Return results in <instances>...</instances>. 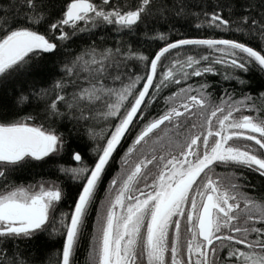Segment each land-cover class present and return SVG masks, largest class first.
<instances>
[{"label": "snow or ice", "instance_id": "obj_1", "mask_svg": "<svg viewBox=\"0 0 264 264\" xmlns=\"http://www.w3.org/2000/svg\"><path fill=\"white\" fill-rule=\"evenodd\" d=\"M150 4L151 0H140L134 9L125 11L113 6L112 0H66L61 18L49 26L50 31L59 35L49 37L33 27L44 20L43 13L36 11L37 0H24L23 6L32 13L25 17L29 23L21 26L19 22L8 24L5 20L0 24V75L29 64L40 53L55 52L59 46L55 41L69 38L64 26L83 31L80 22L96 26L97 21H103L132 29ZM243 19L248 22L247 17ZM228 24L218 14L210 18V26L219 28ZM261 34L264 35V27ZM185 45L203 46L222 55L215 59L211 55L176 59L158 76L162 58H167L172 49ZM262 53L264 49L255 50L228 39H182L168 43L150 60L134 52L126 54V58L147 61L148 68L143 76L128 75L127 82L123 78L125 74L117 71L126 65L115 61L112 49L98 53L93 48L76 57L71 66L64 65L63 71L77 79L81 72L87 73L84 77L87 85L80 87L70 101L57 93L49 105L51 114H58V104L64 101L69 109L80 111L79 119H103L109 126L101 133L90 130L94 138L104 141L97 146L94 166L89 168L83 163L82 155L74 152L71 159L80 167L63 169L83 183L71 212L62 213L59 218L64 229L61 234L65 237L59 264H73L79 237L106 166L135 122L145 119V109L154 102L155 93L170 84L181 85L191 77L214 73L212 65L228 64L247 71L248 65L255 63L264 71ZM66 86L65 82L56 81L53 90L63 91ZM206 88V84L198 89L182 86L168 98L172 104L169 110L146 122L135 137L128 155L136 151L135 146L146 144L157 130L167 136L168 131L175 129L176 136L182 139L169 137L168 144L174 151L145 156L122 178L111 181L115 193H109L110 199L100 213L90 252L91 264H217L218 261L264 264V201L257 202L240 193V186L231 181L225 185L213 178L215 169L221 165H242L264 176V104L257 108L254 103H247L252 100L250 96L235 101L230 95L227 100L222 97L219 103H212L204 91ZM24 99L21 97V101ZM244 109H249V113L244 114ZM251 110L257 114L253 115ZM30 119L0 122V165H16L28 158L42 160L63 147L61 135L42 125L28 123ZM167 125L172 128L167 129ZM164 136H157L154 143L162 141ZM238 140L252 143H234ZM124 163H129L127 158ZM149 165L158 171L147 172ZM149 175L153 176L150 183ZM3 176L5 170L0 168V177ZM141 181L144 187H136ZM62 199L63 192L58 186L43 184L38 191L17 187L0 193V264H27L19 249L7 255L5 241L30 240L50 226L56 231L55 212ZM253 234L255 238L249 239ZM225 249L227 254L222 257Z\"/></svg>", "mask_w": 264, "mask_h": 264}, {"label": "trees", "instance_id": "obj_2", "mask_svg": "<svg viewBox=\"0 0 264 264\" xmlns=\"http://www.w3.org/2000/svg\"><path fill=\"white\" fill-rule=\"evenodd\" d=\"M23 4L24 0H0V13L3 14L0 16V24L6 20L8 24H13L15 21L21 26L27 25L29 21L25 17L32 13ZM65 4L66 0H37L36 11L43 13L44 20L34 24V29L49 37L58 36L59 33L50 31L49 26L61 18ZM139 4L140 0H112L113 6L125 11L134 9ZM214 13L227 19L229 24L219 28L215 25L210 26V18ZM244 17L248 18L247 23L244 22ZM252 20L257 23L253 25ZM79 27L84 30H74L64 26L63 30L69 33V38L56 40L59 46L55 52L40 53L29 64L0 75V122H15L31 117L28 123L55 130L63 138V147L60 151L42 160L28 158L16 165H0V168L5 170V176L0 177V193L17 187H31V190L38 191L41 184L45 187L58 186L63 192V199L57 204L55 212L56 231H53L50 226L47 230L38 232L30 240L5 241L7 255L11 256L19 249L24 254L27 264H59L60 253L65 242V237L61 234L64 229L59 225V218L62 213L71 212L83 183L82 180L73 179L72 174L66 173L63 169L80 167L78 162L71 159L74 152L82 155L83 163L89 168L94 166L97 146L104 141L98 137L94 138L91 132L101 133L102 129L109 126V122L103 119H79L80 111L76 108L69 109L64 101L58 104V114H51L49 105L57 93L64 95L65 99L70 101L80 87L87 85L84 79L87 73L81 72L77 79L63 71L64 65L71 66L76 57L93 48L98 53L105 49H112L115 61L126 65L117 71L125 74L123 78L127 82L128 75L143 76L148 68L147 61H140L133 57L126 58V54L134 52L137 56L143 55L150 60L168 43L182 39H228L253 47L255 50L264 49V35L261 34V28L264 27V0H151V4L132 29H122L118 25H109L103 21H97L96 26L80 22ZM116 49H120V52L117 53ZM200 55H211L215 59L222 53L196 45L172 49L169 54H166L167 58H162V66L158 67V76L167 71L168 65L174 60ZM87 58L86 56L85 59ZM212 66L214 73L191 77L181 85L170 84L166 88H161L155 93L154 102L145 109V119L136 121L135 126L131 127L126 134V138L122 140L106 166L94 201L90 205L89 214L74 253L73 264H91L90 252L94 244L100 213L110 199L109 193L112 192L113 195L115 193L111 181L122 178L136 161L145 156L150 157L152 154L159 156L170 150L174 151L175 149L168 144L169 137L173 140L182 139L176 136L175 129L168 131L167 136H164V131L157 130L146 144L135 146L136 151L128 155L129 147L133 146L135 137L145 123L168 111L172 106L168 98L178 92L182 86L191 85L192 88L198 89L201 84H206L207 88L204 91L212 103H219L222 97L227 100L230 95L235 101L250 96L252 100L247 103L249 105L254 103L257 108L264 104V97L261 96L264 93V71L257 64H249L247 71L234 69L228 64ZM56 81L66 83L67 86L63 91L53 90ZM45 90H48L47 95L43 94ZM21 97L26 99L21 101ZM175 103L178 106L180 101L177 100ZM251 111L253 115L257 114L255 110ZM248 113L249 109H244V114ZM85 115H88L87 111ZM161 127L165 128L163 125ZM171 128V125H167V129ZM157 136H164V139L154 143ZM234 143L243 145L252 142L238 140ZM125 158L128 159V164L124 163ZM146 171L156 173L158 170L149 165ZM213 178L221 180L225 185L231 181L240 186L238 189L240 193L246 194L257 202L264 201V176L249 168L242 165H221L215 169ZM152 179L153 176L149 175L148 182L150 183ZM136 187L143 188L144 182L141 181ZM254 238L255 234L249 237V239ZM226 254L225 249L221 256ZM217 264H220V261Z\"/></svg>", "mask_w": 264, "mask_h": 264}]
</instances>
